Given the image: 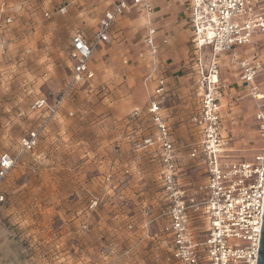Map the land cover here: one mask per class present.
<instances>
[{"label": "rangeland", "instance_id": "374dc122", "mask_svg": "<svg viewBox=\"0 0 264 264\" xmlns=\"http://www.w3.org/2000/svg\"><path fill=\"white\" fill-rule=\"evenodd\" d=\"M1 1L12 17L0 29V154L8 152L17 162L0 185L4 195L0 216L21 248L24 263L172 264L166 261L167 249L157 227L150 231L152 237L145 235L146 208L160 204L161 194L152 150L136 145L152 137L155 126L147 104L127 108L129 96L141 101L143 94L118 92L123 76L100 81L103 89L76 84L41 131L37 146L19 154V138L46 117L32 110L33 102L40 97L50 104L62 95L73 64L71 36L81 29L90 38L95 19L81 16L72 0ZM3 17L4 10L0 23ZM241 47L247 49L238 63L234 55L225 60L233 51L218 56V62L225 63L218 68L219 81L237 88L233 99L223 94L224 89L219 92L221 126L228 158L251 161L261 146L254 118L256 100L250 90L264 88V33H255L251 43ZM206 51L208 66L211 49L202 48V55ZM255 60L260 61V72L251 83H243L241 64ZM130 89L135 88L130 84ZM194 92L186 101L177 97L180 105L163 95L167 120L174 112L169 110L172 104L187 117L197 112ZM232 104L230 115L227 109ZM188 129L189 140L179 155V179L186 189L201 191L204 166L188 156L196 138ZM198 226L202 239L203 223Z\"/></svg>", "mask_w": 264, "mask_h": 264}, {"label": "built area", "instance_id": "2783aa9c", "mask_svg": "<svg viewBox=\"0 0 264 264\" xmlns=\"http://www.w3.org/2000/svg\"><path fill=\"white\" fill-rule=\"evenodd\" d=\"M150 1L119 0L113 11L103 13L90 43L79 32L71 37L69 56L73 64L69 82L53 106L48 105L46 98L33 102L32 110H45L47 115L37 128L19 138V154L31 152L37 146L41 131L58 113L73 87L92 81L94 71L89 67L92 53L97 45L108 41V33L127 3L150 13ZM59 12L65 13L66 8H60ZM188 15L195 49H211L208 66L201 59L197 61L203 93L198 112L189 119L196 138L189 146L188 156L202 162L205 183L201 191H191L179 179L178 146L163 118L160 101L165 93V81L159 79L146 108L155 132L136 145L152 150L161 194L160 204L152 203L146 208L145 235L152 237L150 226L161 224L168 254L166 261L172 264H256L264 198V88L251 91L256 100L254 118L261 146L251 161L231 160L225 154L228 141L221 126L219 92L225 85L218 79V56L249 45L255 33H264V0H189ZM10 22L11 17L4 16L0 29L2 24ZM154 34V30H149L145 39L147 57L153 67L158 51ZM241 66V80L246 84L261 70L258 60ZM136 114L135 111L133 115ZM16 162V156L8 152L0 154V185ZM3 202L0 189V204ZM202 223L204 236L200 239L196 229Z\"/></svg>", "mask_w": 264, "mask_h": 264}, {"label": "crops", "instance_id": "0c3cea01", "mask_svg": "<svg viewBox=\"0 0 264 264\" xmlns=\"http://www.w3.org/2000/svg\"><path fill=\"white\" fill-rule=\"evenodd\" d=\"M118 1L119 0H72L70 2L78 3L81 12L80 15L85 19H95L94 26H96V29L93 32L94 35L97 31L98 21L103 13L105 11H113ZM150 2V13L145 12L140 7L131 5L129 2L127 3L126 9L117 17L115 23L112 25L108 33V41L97 45L92 53L89 67L94 71V78L87 86L90 88H98L101 86V89H103V85L100 84V81H103L107 77L111 78L117 75L123 76L125 79L120 78L119 82H122L124 85L118 88V92L127 91V93L133 95L134 92L141 91L143 94V100L141 101H137L131 96H129L130 99L126 100L127 108L134 110L148 103L157 87V81L163 78L165 81L164 97L174 99V103L177 102V97L183 99V101L188 100L190 91H195L194 93H196L198 97V106L196 110L198 112L203 90L198 86L200 75L197 61L201 59L202 64L206 66L205 63L209 56H207V51L204 52L206 54L203 53L202 55L201 49L196 50L194 45L192 43V45L190 44L192 32L188 15L189 0H151ZM2 9L4 10V16L12 17L5 1H1L0 3V11H2ZM91 22H93V20H91ZM149 30L155 31L154 39L158 49L155 56V67H153L150 57H147L149 55L145 39L148 36ZM74 31L72 36L76 32H79L85 37L86 42L90 43L93 35L88 38L83 30L75 29ZM204 49L210 48L204 47ZM246 49L247 47L235 48L225 60L227 61L228 58L231 60L234 55L238 63L239 57H242ZM141 56L143 58H141ZM144 57H146V59H144ZM251 57L254 58L253 55ZM218 63L219 68L225 64H223V59ZM130 84L133 85L135 89L128 90ZM252 90L251 88L250 91ZM222 92L227 97H230V99H233V97L237 95V88L225 84V88ZM134 95L138 96V93H134ZM163 98L160 101L162 109ZM221 98L222 97H220V105L223 103ZM177 103H179V105L181 104V102ZM53 104L54 101L50 104L48 103L50 107L53 106ZM173 105L174 104L169 108V110H174L171 114V119L167 120L164 114L163 118L170 127L173 140L178 146L177 161L179 162V155L182 154L181 149L183 144L189 140L188 128H192L191 124L189 125L188 119L197 112L187 117L186 113L176 111ZM230 107L231 108L227 110H230V115H232L235 106L232 104ZM42 112L44 116L47 115V111L45 110L36 112V114L41 115ZM220 117L222 118L221 111ZM223 131H225L224 127ZM154 225L155 226H151L150 231L152 232V229L157 227V234L162 235L161 224L157 223ZM0 264H25L22 258L21 248L11 230L4 224L1 216Z\"/></svg>", "mask_w": 264, "mask_h": 264}, {"label": "water", "instance_id": "95a60500", "mask_svg": "<svg viewBox=\"0 0 264 264\" xmlns=\"http://www.w3.org/2000/svg\"><path fill=\"white\" fill-rule=\"evenodd\" d=\"M256 264H264V198L261 215L260 234L257 250Z\"/></svg>", "mask_w": 264, "mask_h": 264}, {"label": "bare ground", "instance_id": "6f19581e", "mask_svg": "<svg viewBox=\"0 0 264 264\" xmlns=\"http://www.w3.org/2000/svg\"><path fill=\"white\" fill-rule=\"evenodd\" d=\"M202 49V48H201ZM213 79L217 80V76L213 75Z\"/></svg>", "mask_w": 264, "mask_h": 264}]
</instances>
